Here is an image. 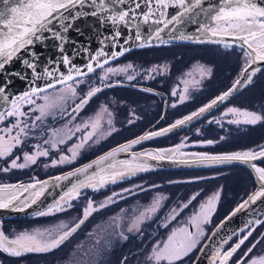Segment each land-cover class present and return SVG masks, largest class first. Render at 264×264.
Wrapping results in <instances>:
<instances>
[{
	"label": "snow or ice",
	"instance_id": "1",
	"mask_svg": "<svg viewBox=\"0 0 264 264\" xmlns=\"http://www.w3.org/2000/svg\"><path fill=\"white\" fill-rule=\"evenodd\" d=\"M89 2L93 10L89 13L77 11L76 16L87 14L99 17L101 23L110 21L114 26L123 25L129 31L135 29L136 41H142L138 43L140 48L151 47L153 40L159 41L161 44L167 43L168 41L164 40L161 34L168 30L169 36L180 41L222 45L225 49H240L246 64L242 66L239 78L228 91L217 96L198 111L183 117V119L176 120L168 128L161 129L158 132L146 133L135 140L122 144L65 176L55 177L57 181L68 180L73 176L81 178L72 183L54 203L46 209L34 212L33 215L42 217L67 212L73 207L72 201L80 198L83 189L98 192L109 184L129 179L138 173L148 172L152 169V165L148 163L149 160L157 162L168 160L174 164L204 167L234 162L247 164L255 173L257 188L234 209L231 216L236 215L237 212L248 208L249 205L255 204L257 201L264 200V167H258L251 163L258 159H264V146H260L258 151L248 150L210 155L197 152L186 153L182 149L188 147V145L182 141L168 149L132 153L130 160L116 161L113 159L118 153L129 152L134 145L140 144L143 140L163 136L172 129L185 125L187 122L192 121L194 117L201 116L218 103L228 100L239 87L247 86L253 82V78L261 71V67H256V65H264V0H218L217 3H207V0H3L6 7L0 9V71L5 70L6 66L16 59L22 50H27L35 41H41L44 38V33L51 32L55 40L61 41L63 39L61 31H56L52 27L54 21L59 24L62 31H67L64 22L71 17V10L77 7L84 8L85 4ZM169 9H176V12L170 13ZM65 13L69 15L66 16ZM141 24L150 26L147 38L141 35ZM185 24L195 25L198 35L188 34L180 30V26ZM173 33L178 34L173 35ZM119 36L120 33L116 32V38ZM125 42L127 43V41ZM61 51H63L62 48ZM125 51L127 49H122L119 52L113 51L111 57L122 56ZM103 56H105V53L100 51L91 57V61L97 62V68H103L104 64L108 63V59H105L103 63L98 62V58ZM23 63L27 68L32 69L34 81L47 79L48 82L43 86L34 84L22 95L14 96L10 101L8 95L5 94V86H0V104L5 105L0 109V125H4L0 127V160L8 161L11 158L6 167H0V171L6 173L11 169H25L36 164L39 157L49 156V149L40 144L34 145V151L31 153L23 152V162H18L20 157L14 156V150L21 148L29 138L30 133L38 127L37 121L43 124L49 116L54 120L57 114L61 118L65 115L70 117L63 128H50L48 130L50 135L44 139L43 143L49 145L52 150H56L58 144L62 145L71 140L75 133H82L79 143L73 144L68 149L71 156L60 155L59 161H51L52 166H56L57 163L73 162L85 145L92 141L94 137L96 138L94 142L99 143L101 138H107L112 132L116 131L115 127L112 126V113L104 105L100 106L94 117L75 124L74 130L68 126L76 120L77 115L89 103V100L102 91L101 87H90L84 97L79 99L78 103H75L77 86L85 83L83 80H78L77 77L94 72L93 63H88L86 65L87 72H82L79 67L70 66L68 56H64L63 64L68 68V71L66 75L60 74L58 77L54 71H49L47 68L44 69L43 75H41L36 71V66L28 60H24ZM132 67L131 64H128L120 69L107 68L104 74L100 76L103 87H113L111 83H104L108 80L109 74L127 72ZM164 70L162 66H157L149 71L162 73ZM195 70L199 72L201 78L211 74V69L202 64L196 65ZM12 75L19 76L21 79L25 78L19 73H12ZM188 75L191 76L193 73ZM127 78L132 80L135 77L129 75ZM72 82H75L76 86ZM184 83L187 85L189 81H184ZM192 83L198 84L200 81L193 80ZM3 84L4 81L0 80V85ZM57 85L61 87L57 88ZM145 91L151 90L145 89ZM187 91L188 89L185 87L184 92L180 95V102L188 98L184 94ZM176 94V91L173 90L172 95L175 96ZM69 99L74 102L71 112L67 111ZM25 105L31 106L29 111L38 113L34 119H31V122H29L28 113L23 111ZM172 106L175 107V104ZM105 114L108 117L106 121L109 126L108 130H104L103 127ZM223 115L232 116L233 118L227 122L237 126L241 124L254 126L264 123V111H250L231 107ZM10 118L13 122L5 125V121ZM215 122L220 123L219 120ZM129 123H132V121L130 120ZM42 135L43 131L41 132ZM221 139L224 138L221 137ZM213 143L212 140L206 141L208 145ZM106 161L110 162L106 164ZM45 166L47 167V165ZM94 166L95 171L89 172V169H93ZM47 186L48 181H35L26 185L23 183L0 184V209L23 212L26 208L37 203L40 197L44 195ZM124 191L131 190L124 189ZM25 193H28V195L25 196ZM117 195L120 194L113 193L112 196H108L98 205L95 204L92 198H88L86 207L83 208L82 217L77 218L71 226L61 221L50 228H37L13 234H7L0 229V253L9 257H22L29 253H52L60 249L93 213L115 203L113 196ZM197 195L199 194L197 193ZM163 199L166 198L156 197L149 207L141 211L132 220L127 231L141 232V225L152 219V216L159 210ZM195 199L196 196L194 195L188 203L183 204L179 209H172L169 218L162 226L166 228L171 220H174L180 211L187 208L188 204ZM219 199L220 192L217 191L200 205L198 212L190 217L187 223L192 229H195L194 231L190 230L188 226L179 227L173 229L166 240L153 244L150 251L145 255L146 264H180L186 257H189L197 249L201 238L204 237L205 230L203 226L210 223ZM231 216L226 219H230ZM119 219V217L112 218L113 231L108 235L119 236L120 239L127 240L128 237L123 231H117L121 227L118 222ZM261 224H264V220H248L245 228L240 229L245 234L226 251L222 250V246L227 244L231 237L224 239L221 246L214 249L210 264H229L234 255L255 231L254 227L249 229V226H259ZM245 229L249 230L245 231ZM88 235L92 236L93 233ZM262 240H264V233L261 234L260 239H257L248 247L243 256L236 261V264H264V254L249 258V254ZM111 243L112 241L106 237L99 236L89 249H86L83 244H78L69 255L68 264H102L105 253L111 248ZM200 251L203 252L204 248H200ZM120 264H128V257H123Z\"/></svg>",
	"mask_w": 264,
	"mask_h": 264
},
{
	"label": "flooded vegetation",
	"instance_id": "2",
	"mask_svg": "<svg viewBox=\"0 0 264 264\" xmlns=\"http://www.w3.org/2000/svg\"><path fill=\"white\" fill-rule=\"evenodd\" d=\"M237 50L242 52L240 49H237ZM119 62H122V59L119 61H116L115 63L111 65L104 67L100 71H97L90 76L83 77V79H78V80H83L85 81L86 84H89L88 82H91L90 79H93L94 77H96L99 74V72H102L103 70H105V68H109L110 66H115V64H118ZM240 72L241 70L238 72V74L236 75L234 79H231L228 81L226 88H223L222 91L217 92L215 94L213 99H215L217 96L221 95L222 93L226 92V90H228L231 87V85L237 80ZM216 79H219V77H217ZM72 83L75 85V82H72ZM167 83L168 82L161 81L160 84L152 83L150 84L151 86L150 85L146 86V85H142L139 83L136 85L127 84V85L118 86V88H124L127 91H118V90L115 91V88L117 86L110 87V88L102 87V91L97 93L96 96L92 97L89 100V103L85 105L84 108L77 115L76 120L72 121V123L69 124L68 126L69 128H74L75 124L88 120L90 117H94L95 113L97 112V109L98 108L100 109L101 105L106 106L108 110H110L111 106H115L116 103L114 104L113 102H110L109 100L112 98V100L117 101L119 99H122V96H123V100L121 101L123 103L121 104L120 107H117L116 110L114 109L115 111H113V113L126 116L130 110L132 112L130 114L131 116L129 118L125 117L123 119H127V120L130 119L132 123H127V124H124L123 126L122 125L118 126L117 130L114 131L111 134L110 138L108 139L109 142H111L110 143L111 146L108 147V149L115 147L119 145L120 143L130 141V139H134L136 137H139L140 135H145L146 133L156 132V131H160L161 129L168 128L170 127V125L175 123V121L173 122L171 121L172 117L174 116L173 112L177 111L178 109H183L186 105L189 104L188 102L190 99H186L183 102H180L178 93L175 96H173L172 88H168L169 84ZM83 84L84 83L79 84L77 86L78 87L77 98L75 100V103H78L79 99L83 98L84 95L90 89V88H86V89L81 90L80 87ZM179 84L183 85V82ZM145 89H150L151 91H145ZM201 89H203V87ZM116 93L117 95H115ZM129 93H133V95H137L138 97L139 95L146 96L149 99L146 101H140L137 99L136 101L132 102V101H129L131 94L127 97ZM120 94L121 95L123 94V95L120 96ZM124 95H126V97H124ZM201 96L203 97L202 93H201ZM212 100H210L209 102H211ZM207 103H205L201 107L205 106ZM173 104H175V107L172 106ZM30 107L31 106L25 105L23 108V111L27 112L30 117L29 122H31V119H34V117L38 115V113L29 111ZM72 107H74V102L72 101V99H69L68 105H67V111L71 112ZM231 107H236L239 109H247L250 111H264V67H262L261 71L256 74L251 84H248L247 86L242 87L237 92L234 98L227 101V103H225L224 105L220 106L218 109H216L215 112L209 114L208 116H205V118L201 119V121H198L194 125L188 128H185L182 131L174 133L171 136L162 138V140L152 141L151 143H146L139 147H136L133 149V151L148 152V151L172 148L175 146L176 139L182 136L190 137V142L193 140L195 141V139H197L196 136H200L199 139L201 141L199 142L203 144L201 147L205 149L206 152L210 155L232 153L230 151L226 152V151H221V150H219L218 153L208 151L211 149V147L212 148L218 147L219 149H222V148L229 149L232 146H234V148L237 146H240V144H243V145L249 144L250 147L253 146L252 143L253 141L256 140L255 138L257 136V131L264 128V123L257 124L254 126L253 125H243V124L237 126L235 124H229L227 121L229 119H232L233 117L230 115L224 116L223 114L227 111L228 108H231ZM191 114L192 112H189L186 115H183V117L191 115ZM183 117L179 119H183ZM69 119L70 117L67 115L61 118V116L57 114V117L55 120L51 116H49L45 119L43 124L37 121L38 127H36L35 130L30 133L29 138L26 140L25 144L22 145L21 148L15 149L16 152L14 153V156H19L21 158V156L23 155V152L31 153L33 150L32 149L33 144H41L44 141V139L48 138V136L50 135L48 130L50 128H63V125H65ZM217 120H219L220 123H216L215 121ZM11 122L12 120L10 118L9 120L5 121V125ZM198 130H199V133H198ZM42 131H43V135L41 136ZM78 134L79 132H77L76 135L73 136L71 140H68L67 144L65 143L62 145H58L56 150H52L51 148L48 147L49 156L39 157L37 160V163L34 165H30L29 167L25 169H11L10 171L6 173L0 171V183L1 184L23 183L26 185L29 183H34L35 181H42L45 178L52 177L56 174L63 173L69 169L76 167L77 165L82 164V163L77 164L74 167H71V168H68L62 171H59L56 168V166L54 167L51 166L52 160H56V158L59 157V155L64 154L70 144L72 145L75 144V141L78 138H80ZM221 137H223L224 139H221ZM208 140H212L214 143L211 145H208L206 144V141ZM261 146H264V143ZM108 149H105L104 151L100 153L108 151ZM94 150H96V148ZM255 150L258 151L259 148H256ZM96 156H93L87 159V161ZM79 160H80V157H79ZM87 161H84L83 163ZM9 162H10L9 159L8 161L0 160V167H6L7 163ZM18 162H21L20 159ZM252 164H255L258 167H264V159L260 162L252 163ZM45 165H47L48 168H46ZM218 168H220L219 171H218ZM203 171L204 172L205 171L206 172L215 171V172H212V174L208 176L200 175L199 173H202ZM175 173H181V174L190 173L192 177L189 176L187 177V180H186L190 184H197L198 182H201V180H204L205 189H207L208 191L207 193H213V188L210 185L211 183H213V181H217V182L221 181L222 187L224 189L230 188L233 191V193H237L238 190L242 192L244 190L243 188H245V185H248L249 192L245 194L244 196H248L256 188V185L253 181L252 173L249 171L247 167L242 166V165L240 166L238 165L219 166L217 168L197 169L196 171H175V172L153 169L148 172L138 173L136 176H133L129 179L120 180L119 183H116V185H119L121 182L125 183V185L121 186L120 189H117V188L115 189L116 192L119 194L122 192L121 195H119V197L117 198V200L121 201L123 199L125 201H129L125 204L126 206L132 205L135 202L140 203V204L149 203L152 200V197L149 196L150 195L149 192L155 190V187L157 186H163L165 182L164 179L166 177L165 175L167 174L174 175ZM244 178H246V182L244 181ZM153 180L155 181L159 180V181L154 183V185H152L153 183L151 185L147 184V182H153ZM135 182H138V183H135ZM140 182H142V184H140ZM143 183H145V185H143ZM132 186H134L135 189L137 186H140V187H137V190L134 194L131 193L132 190L128 194L127 192L122 190L123 188L131 189ZM190 194H194V192H191ZM220 195H221V192H220ZM187 196H189L188 193L187 194H184V193L176 194L174 203L182 202L183 200L185 201V197ZM193 196L194 195L189 196L190 199H187V202H185V204L188 203V201L191 200ZM195 196H196V199L192 200V202L188 204L187 208H184L182 211H180L179 215H177L174 220H171V222L168 224L166 228L163 227L162 225L166 222V220L170 216L172 209L164 210L163 208L165 204L170 200L169 197H168L169 198L168 201L167 199H165V201L163 202L164 205H162L161 207L162 209L158 210L152 216V219L147 220L144 224L141 225V232L139 233L135 231L133 232L127 231V226H130L132 221L126 220V219H128L129 217L132 218L134 215L133 216L131 215L122 216L123 217V218L121 217L122 220L119 221L121 227L117 231H123L124 234L127 235L128 239L123 240V239H120L118 236L112 242L110 251L107 253V255H109V263H106V264H117V261L119 260V257L121 255H126L128 257V264H146V262H142L141 260H139V258H136V257L140 255L141 253L150 251L151 247L156 242L166 240L167 236L172 232L173 229L183 227V226H188L190 230L194 231V229H192L191 226L188 225L187 223L190 218L185 220L182 217L183 212L187 211L189 209V206L191 209L194 210L193 207L194 206L198 207V203L200 199H203L206 197L208 198V196L203 197V198L197 197L198 196L197 193L195 194ZM243 199L244 198L238 200V202L235 203L231 209L236 207L237 204L241 203ZM219 202H220V199L217 202V205L219 204ZM225 215L221 216V219ZM114 217L120 218V215H115ZM26 219H30V218H26ZM26 219L13 220V221H24ZM221 219L217 221L210 228V230L204 235L203 238H201L200 244L197 246L198 249L196 251L197 252L196 255L198 254L200 247L206 241V238L208 237V235L213 230L212 228L215 227L217 223L221 221ZM260 220H264V217L260 218ZM13 221H3L2 223L13 222ZM84 225L86 224L84 223ZM253 227L255 228V231H253L252 236L249 237L248 241H246L244 245H242L241 249L238 250V252L234 255V257L229 262V264H236V261L239 260L241 256H243L244 252L247 251L248 247H250L252 243H254L257 239L261 238V234L264 233V224H261L259 226L251 225L249 226V229ZM249 229H245V231ZM244 234H245L244 232L240 231L237 235L233 237V240L228 245H226V247H224L222 250L224 251L228 250L231 246H233L236 242H238L240 237ZM29 254H35V253H29ZM260 254H264V240H262L261 243L258 244L257 247L253 250V252L249 254V258L260 255ZM0 255L2 256L4 255L8 259L12 258L13 260L16 258L17 259L19 258L18 260H20V258L25 257V255L22 257H9L3 253H0ZM180 264H183V263H180Z\"/></svg>",
	"mask_w": 264,
	"mask_h": 264
},
{
	"label": "rangeland",
	"instance_id": "3",
	"mask_svg": "<svg viewBox=\"0 0 264 264\" xmlns=\"http://www.w3.org/2000/svg\"><path fill=\"white\" fill-rule=\"evenodd\" d=\"M158 46H161V45L158 44L156 47ZM144 48H147V49H145L142 52H138L132 57L126 58L125 61L119 62L118 64H115V66H110L111 68L120 69V68H124L128 64H131L133 67L131 69H128L127 72H118L116 74H109L108 80L105 81L104 83H111L113 84V87L117 86L115 88V91L117 90L127 91L124 88H118V86L127 85V84L136 85L138 83L149 86L152 83L160 84L161 81L168 82L167 83L169 84L168 88H172V93H173V90H175L176 93H178L179 95V99H180L181 93H183L185 87H187L188 91L184 94L188 97L187 99H190L188 102L189 104L184 107L186 109L184 108L178 109L177 111L173 112L174 116L172 117V120H171L172 122L176 121L179 118H182L183 115H186L189 112L193 113V111L200 109L202 105L212 100L215 94L217 92L222 91L223 88H226L228 81L231 79H234L236 75L238 74V72L242 69V66L246 64V60L243 58L242 53L227 54V52L220 53L216 49L199 50V49H193V48L190 49L186 47L185 48L184 47L174 48L171 46L165 47V48L161 47L158 50H153L152 48L154 47H150V48L144 47ZM223 50L228 51V49H225V48ZM198 64H202L205 67L210 68L211 74L201 78L199 72L195 70L196 65ZM157 66H162L165 70L162 73L149 71L153 67H157ZM106 69L107 68H105V70ZM105 70H103L102 72H99V74L93 79H90L91 82H88L89 84L84 83L80 87V89L83 90V89L90 88L93 86H98L102 88L103 84L100 81V76L104 74ZM189 73H193V75L189 76L188 75ZM129 75H132L135 78L132 80H128L127 77ZM217 77H219V79H216ZM193 80H199L200 83L198 84L192 83ZM184 81H189V83L186 85ZM182 82H183V85L179 84ZM202 87L203 89H201ZM200 92L203 94V97L201 96ZM130 94L131 96H130L129 101H132V102L136 101L137 99L140 101H146L149 99L148 97L142 96V95H139L138 97L137 95H133V93H129L127 97ZM115 95H117V93ZM122 95L120 94V96ZM124 97H126V95H124ZM122 100H123V96H122V99H119L117 101L112 100V98L109 100L110 102H113L114 104L116 103L115 106H111L109 110L112 113V126H114L116 130L118 126L120 125L123 126L124 124L129 123L130 119L127 120L123 118L125 117L129 118L131 116L130 114L132 113L130 110L126 116L113 113V111H115L117 107L121 106V104L123 103L121 102ZM98 111H99V108L97 109V112ZM107 119L108 117L105 114V117H104L105 122L103 125L104 130H108L109 128L106 122ZM0 127H3V126L1 125ZM81 135L82 133L79 132L78 136L81 137ZM110 136L111 135L107 136V138H101L99 143L94 142L96 139L94 137L92 141H89V143L85 145L84 149L80 151V154L77 156V158L73 162L64 163V164L57 163L56 168L59 171H62V170L74 167L77 164L83 163L84 161H87V159L93 156H96L98 153L104 151L105 149H108V147L111 146L110 145L111 142H109L108 140ZM196 137L197 139L191 142H190V137L188 136L178 137L176 139L175 145L183 141L184 143L188 145V147L182 149V151L186 153H191V152L207 153L206 150L201 147L203 144L199 142L201 141L199 139L200 136H196ZM255 139L256 140L253 141L252 143L253 146L251 147L249 144L248 145L240 144V146H237L235 148L234 146H232L229 149H225V148L219 149L218 147L217 148L211 147V149L208 151H212L214 153H218L219 150L226 151V152H229V151L237 152V151H248V150L256 151L255 149L259 148L264 143V128L257 131V136ZM79 141H80V138H78L75 141V143H79ZM67 143L68 142H66V144ZM34 145L36 144L32 145V149H33L32 151H34V147H33ZM40 145L46 148L48 147L50 148L49 145H45L43 142ZM70 147H72V144H70L66 152L61 155H66L70 157L71 153L68 151ZM95 148L96 150H94ZM15 152L16 150H14V153ZM59 157L56 158L57 161H59ZM79 157H80V160H79ZM10 159L11 158H9V160ZM20 161L23 162V155L21 156ZM219 170L220 168H218V171ZM212 172H215V171L202 172L199 174L203 176H208L212 174ZM165 176L166 177L164 179L165 182L163 186H157L155 187V190L149 192L150 194L149 196L152 197V200L149 203L140 204V203L135 202L132 205L126 206L125 204L129 201H125L123 199L121 201H118L117 198L119 197V195L113 196V200L115 201V203H112L108 207L103 208L100 211L93 213V215L89 217L88 221L85 222L86 225L83 224L81 228L78 229L77 232L67 242H65L64 245L61 246L60 249L55 250L52 253L26 254L27 257L20 258V260H18L19 258L18 259L16 258L17 261H15L14 264H68V257L71 254L72 250L78 244H83L86 249H89L94 245L96 238H98L99 236H104L107 239L111 240L112 242L118 237V236L108 235V233L113 231L112 218L115 215H120L119 221L122 220L123 218L122 216H125V215L133 216L134 215L132 218L129 217L128 219H126V220L132 221L133 218L138 216L141 211L149 207L153 203V200L156 197H165L167 201L170 198V200L165 204L163 208L164 210L174 209V208L179 209L180 206H182L183 204H185V202H187V199H190L189 196H192L198 193L199 195L197 197L203 198V197L208 196L209 198L210 196H212L214 193H216L219 190V192H221V195H220V202L216 206L217 209L213 213L210 223L203 226L205 230V234H206L210 230V228L217 221L221 219V216L225 214L227 215L230 212H232V210L236 208L238 204L236 205V207L231 209L233 205L237 203L238 200L242 198L245 199L247 196H244V195L249 192L248 185H245V188H243L244 190L242 192L238 190L237 193H233V191L230 188L224 189L221 185V181L219 182L213 181V183L210 184L213 188V193H207L208 191L207 189H205L204 180H201V182H198L197 184H190L189 182L186 181L187 177L189 176L192 177L190 173H186V174L175 173L174 175L167 174ZM157 181L153 180V182H147V184L151 185L153 183L152 185H154V183H156ZM244 181L246 182V178H244ZM119 182L120 180L117 183ZM142 182H140V184H142ZM135 183H138V182H135ZM124 185H125L124 182H121L119 185H116V183L109 184L98 192H93L91 189H83L80 198L78 200L72 201L73 207L69 209L67 212L56 213L50 216H42V217L35 216L31 220H26L22 223H13V224L2 223L0 224V229H2L7 234H13V233H18L22 231H31L37 228H40V229L50 228L56 224H59L61 221H64L68 223L69 226H71L73 223H75L77 218L82 217L83 208L86 207L88 198H92L95 204L98 205L99 203H102L108 196H112L113 193H117L115 190L116 188L120 189L121 186H124ZM143 185H145V183H143ZM122 190H124V188ZM130 190H132L131 193L134 194L137 190V187L135 189L134 186H132ZM129 192L130 191H128L127 194ZM191 192H194V194H190ZM178 193H184V194L188 193L189 196L185 197V201L183 200L182 202L174 203L175 195ZM208 198L206 197V198L200 199L198 203V207L196 206L193 207L194 210L191 209L189 206V209L183 212L182 217L185 220L190 218L194 213L199 211L200 205L206 202ZM164 201L165 199L161 201V206L159 210L162 209L161 207L162 205H164L163 204ZM89 233H93V235L89 236L88 235ZM197 249L194 250L190 254L189 257H186L180 263L190 264L191 260L195 257L197 253L196 252ZM109 251L105 253L103 260H102V264L109 263V255H107ZM147 252L149 251H146L145 253H141L136 258H139V260H141L142 262H146L145 255ZM125 256L126 255H121L119 257V260L117 261V264H119L120 260L123 259V257ZM0 264H9V261H7L6 263L5 260H1L0 258Z\"/></svg>",
	"mask_w": 264,
	"mask_h": 264
},
{
	"label": "water",
	"instance_id": "4",
	"mask_svg": "<svg viewBox=\"0 0 264 264\" xmlns=\"http://www.w3.org/2000/svg\"><path fill=\"white\" fill-rule=\"evenodd\" d=\"M217 2L218 0H207V3H217ZM5 7L6 5H4L3 0H0V9H3ZM92 10L93 9L90 2L86 3L84 8L77 7L76 9H72L71 17L64 22L65 25L67 26V31H62L59 28V24L57 22L54 21L53 23L52 26L53 29L56 31H61V35L63 37L61 41L55 40L52 37L51 32L44 33L43 34L44 38L41 41H35L33 45L27 48V50H22L21 53L18 54L17 58L14 59L8 66H6L5 70L0 71V80L4 81V84L0 86H5L6 88L5 94L8 95L9 101L14 96L22 95L23 92L29 90L34 84L43 86L45 83L48 82L47 79L34 81L32 77V69H29L24 65L23 63L24 60H28L30 63H33L36 66V71L41 75H43L44 69L47 68L49 71H54L57 77L60 74H65V75L67 74L68 68L63 64L64 56H68L70 60V66L79 67L82 70V72H87L86 65L90 62L93 63V67L95 69L94 72L88 73L85 76L77 77V79H83V77L90 76L95 72L100 71L104 67L123 59L126 55L140 48L138 47V43L142 41L140 42L136 41L135 29L129 31V29L124 27L123 25L114 26L110 21L101 23V19L99 17H94L87 14L76 16L77 11L82 13H89ZM169 12L175 13L176 9H169ZM65 15L67 16L69 14L65 13ZM149 27H150L149 25L141 24L142 37L147 38V36L149 35ZM180 30L188 34L198 35V33H196L195 25H191V24L181 25ZM116 32L120 33V36L118 38H116ZM176 34L178 33H173V35ZM161 35L164 40L168 41L167 43L164 44H188V45L196 44L190 41H180L177 39H173L171 36L168 35V30H165V32L162 33ZM125 41H127V43ZM151 43L152 45L161 44L159 41H155V40H153ZM198 45H202V44H198ZM61 48L63 49V51H61ZM122 49H127V51L124 52V55L117 56L116 58L111 57V53L113 51L119 52ZM100 51H103L105 53V56L99 57L98 62L103 63L105 59H108V63L104 64L103 68H97L96 67L97 62L91 61V57L95 56ZM256 67L262 68L264 67V65H256ZM12 73H19L21 76L25 78L21 79L19 76L12 75ZM57 87H61V86L57 85ZM241 88L242 87H239L238 90L234 92L232 96L229 97L228 100L224 101L223 103H218L217 105L209 109L201 116L194 117L192 121L187 122L185 125H181L175 129H172V131L168 132L163 136H156L151 139L143 140L140 144L134 145L129 150V152L118 153L113 159L116 161L130 160L132 153H138L133 151L134 148L139 147L146 143H151L152 141L162 140V138L171 136L174 133H177L179 131L184 130L185 128L194 125L196 122L201 121V119H204L205 116H208L209 114L215 112L216 109L227 103V101L234 98L237 92ZM4 106L5 105L0 104V109H2ZM141 136L143 135H140L139 137ZM139 137L130 139V141L135 140ZM130 141L120 143L119 145L108 149V151L100 153L96 157L88 160L87 162L77 165L76 167L69 169L63 173L45 178L41 182L48 181V186L44 192V195L40 197L37 203L29 208H26L23 212L12 211L11 209H0V224L3 221H13V220H23L26 218H33L34 212L46 209L49 205L54 203L61 195H63V193L71 186L72 183H74L77 179L81 178V177L73 176L70 177L68 180L57 181L55 177L65 176L69 172H72L77 168H81L91 163L92 161L96 160L98 157L105 155L106 153L115 149L116 147L128 143ZM262 160L263 159H258L256 161H252L251 163H257ZM109 162L110 161H106L105 163L107 164ZM148 163L152 165L151 170L156 169V170H161V171L165 170L171 172L196 171L197 169L217 168L219 166L242 165L247 167L249 171L252 173L253 181L257 188L255 173L253 172L252 168L247 164L234 162L231 164L204 167V166H187V165L174 164L168 160L159 161V162L154 160H149ZM92 171H95V166L93 167V169H89V172ZM256 188L253 191H255ZM27 195L28 193H25V196ZM247 197L245 199H247ZM244 200H242V202ZM234 209L232 210V212L234 211ZM232 212H230L225 217H223V219L215 227L212 228L213 230L206 238L204 244L200 247V248H204V251L201 252L199 249L198 254L192 260L191 264H210L211 256L214 249L220 247L221 242L224 239L231 237V239L228 240V243L222 246V249L226 247V245H228L233 240V237L240 232V229L245 227L248 220L263 218L264 200L257 201L255 204L249 205L248 208L240 212H237L236 215L234 216H231ZM230 216H231L230 219H226ZM213 233H215V235H213Z\"/></svg>",
	"mask_w": 264,
	"mask_h": 264
},
{
	"label": "trees",
	"instance_id": "5",
	"mask_svg": "<svg viewBox=\"0 0 264 264\" xmlns=\"http://www.w3.org/2000/svg\"><path fill=\"white\" fill-rule=\"evenodd\" d=\"M159 45H161V46H158V47H156L157 45H152L151 47H154V48H152L153 50H158L159 48H165V47H169V46H171V47H174V48H180V47H186V48H193V49H199V50H202V49H207V50H213V49H216V50H218L220 53H224V52H227V54H240V53H242V52H240V51H238L236 48L234 49H230V50H228V51H226V50H223L224 48L221 46V45H211V44H202V45H198V44H191V45H188V44H169V45H163V44H159ZM148 48H150V47H148ZM219 48H221V49H219ZM145 49H147V48H139V49H136V51H134V52H132V53H130V54H128V55H126V57H124L123 59H122V61H125V59L126 58H128V57H132L133 55H135V54H137L138 52H142V51H144ZM204 172V171H203ZM206 172V171H205ZM208 172V171H207ZM32 218H30V219H26V220H31ZM26 220H24V221H26ZM24 221H13V222H4L5 224H13V223H22V222H24ZM1 256V260H5V262L7 263V261H9V264H14V262L15 261H17V259H15L14 261H13V259L11 258V259H8L6 256H2V255H0ZM25 257H27V256H25ZM24 257V258H25Z\"/></svg>",
	"mask_w": 264,
	"mask_h": 264
}]
</instances>
